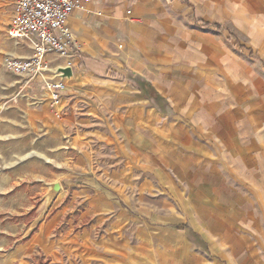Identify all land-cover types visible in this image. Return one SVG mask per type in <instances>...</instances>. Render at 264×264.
<instances>
[{
    "label": "crops",
    "instance_id": "crops-1",
    "mask_svg": "<svg viewBox=\"0 0 264 264\" xmlns=\"http://www.w3.org/2000/svg\"><path fill=\"white\" fill-rule=\"evenodd\" d=\"M65 26L72 48L49 53L50 71L36 81L57 107L42 115L47 125L37 112L25 130L61 136L79 153V173L88 158L112 168L71 190L74 199L95 192L79 233L55 237L65 212L44 204L49 220L6 229L7 262L94 261L126 247L128 256L135 215L115 204L142 198L149 262L264 264V0H88ZM12 45V58L31 57L29 42ZM66 68L71 76L59 78ZM58 80L64 91L50 102L45 83ZM184 232L204 253L188 254Z\"/></svg>",
    "mask_w": 264,
    "mask_h": 264
},
{
    "label": "rangeland",
    "instance_id": "rangeland-1",
    "mask_svg": "<svg viewBox=\"0 0 264 264\" xmlns=\"http://www.w3.org/2000/svg\"><path fill=\"white\" fill-rule=\"evenodd\" d=\"M12 14L13 0H0V244L8 227L27 226L36 217L42 222L52 217L55 211L46 218V212L42 211V205L46 203L44 195L47 192L45 184L48 180H56L62 184V191L55 199L54 205H58L57 210L62 209L65 214L53 232L54 236L60 237L66 229L69 230L68 234L79 233L90 220L83 218L82 212H84L86 202L95 200V192L94 188H91L86 193L87 197L74 199L70 195L71 190L80 188L76 185L84 188L85 185L80 183L82 178H93L103 169L112 168L109 161H105L108 166H102L100 158L98 160L88 158L85 167L87 172L79 173L82 169L77 166L79 153L74 149H69L61 136L48 135L42 130L31 134L25 130L31 125V121L37 120V112L40 126L47 125V118L42 115L49 109L53 113V109L57 106L50 104L49 107V102L39 90L36 81L42 78L32 75L16 76L7 72L3 67L4 60L15 57V53L19 50L12 45L14 40L8 38L6 34ZM45 92L51 102L50 93ZM42 109L45 111L42 112ZM107 160L111 159L107 157ZM17 176L21 177L22 181H15ZM122 200L124 202L115 204L118 210L123 213L128 212L130 216L135 215L133 227L129 225L127 228L132 227L128 234L130 244L128 256L126 247L123 251L120 249L119 252L106 249L103 258L94 261H86L82 255L70 257L67 254H64L58 261H48L41 255H36L35 261L40 264H155L148 260L154 246L141 245L142 230L140 227L143 226V222L139 216L142 213V198L131 199L134 205L128 204L126 198ZM101 235L100 231H96L94 237L97 239ZM182 237L184 249L189 250L188 254L193 256V253H204L203 245L196 236L184 232ZM14 240L16 239L12 242ZM82 240L86 239L83 237L80 241ZM5 253L6 251L0 249V264H9ZM117 253L120 257L119 261H110V256ZM11 264H32V262ZM187 264H196V260Z\"/></svg>",
    "mask_w": 264,
    "mask_h": 264
},
{
    "label": "built area",
    "instance_id": "built-area-1",
    "mask_svg": "<svg viewBox=\"0 0 264 264\" xmlns=\"http://www.w3.org/2000/svg\"><path fill=\"white\" fill-rule=\"evenodd\" d=\"M86 2L88 0H13L7 37L29 42L32 55L26 60L7 58L4 69L16 76L32 75L43 79L50 71L46 56L53 52L65 56L72 48L66 21ZM45 87L53 101L59 100L64 91V84L59 80L49 81Z\"/></svg>",
    "mask_w": 264,
    "mask_h": 264
},
{
    "label": "water",
    "instance_id": "water-1",
    "mask_svg": "<svg viewBox=\"0 0 264 264\" xmlns=\"http://www.w3.org/2000/svg\"><path fill=\"white\" fill-rule=\"evenodd\" d=\"M56 75L61 79L69 78L71 76V71L69 68L60 69L57 71ZM45 185L47 187V192L44 198L46 199L45 208L47 209L62 191V186L59 182L47 183Z\"/></svg>",
    "mask_w": 264,
    "mask_h": 264
},
{
    "label": "trees",
    "instance_id": "trees-1",
    "mask_svg": "<svg viewBox=\"0 0 264 264\" xmlns=\"http://www.w3.org/2000/svg\"><path fill=\"white\" fill-rule=\"evenodd\" d=\"M198 25L202 29H210V30H214V31H220L221 30L220 26H218V25H209V24H205L202 22H199ZM35 260H36L35 258L32 259V264H40V263L36 262Z\"/></svg>",
    "mask_w": 264,
    "mask_h": 264
}]
</instances>
